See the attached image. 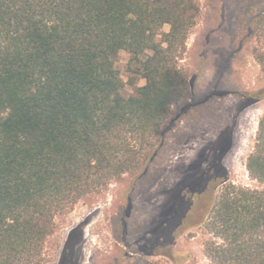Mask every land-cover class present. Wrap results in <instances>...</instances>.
<instances>
[{
    "label": "trees",
    "instance_id": "obj_1",
    "mask_svg": "<svg viewBox=\"0 0 264 264\" xmlns=\"http://www.w3.org/2000/svg\"><path fill=\"white\" fill-rule=\"evenodd\" d=\"M199 14L196 0H0V264H50L57 215L158 157ZM253 23L264 37V7ZM247 168L264 183V115ZM197 224L210 264H264V188L227 183Z\"/></svg>",
    "mask_w": 264,
    "mask_h": 264
},
{
    "label": "rangeland",
    "instance_id": "obj_2",
    "mask_svg": "<svg viewBox=\"0 0 264 264\" xmlns=\"http://www.w3.org/2000/svg\"><path fill=\"white\" fill-rule=\"evenodd\" d=\"M196 1L200 14L179 61L190 88L172 107L158 157L146 170L125 174L57 215L56 231L45 248L50 264H59L69 240L71 264H210L204 250L210 235L196 223L213 199L230 182L264 188L247 168L264 97L252 103L244 97L264 88V65L257 58L264 52V37L253 23L264 0ZM129 57L125 50L117 56L125 81ZM133 92L127 84L125 93ZM220 143L227 147L221 166L229 180L219 179L214 188L194 194L193 204L185 208L181 202L208 175ZM177 210L187 216L180 218L173 236Z\"/></svg>",
    "mask_w": 264,
    "mask_h": 264
},
{
    "label": "flooded vegetation",
    "instance_id": "obj_3",
    "mask_svg": "<svg viewBox=\"0 0 264 264\" xmlns=\"http://www.w3.org/2000/svg\"><path fill=\"white\" fill-rule=\"evenodd\" d=\"M226 150H227V147L224 145V143H220L218 150H217L215 162H213L209 166L208 175L199 178L197 181V185L194 189L192 187L190 188V195L192 196V198H193L194 194L202 195L205 192V190H207L211 185L213 188L215 187V185L219 181V179L222 175L221 173L223 172V169H224L221 166V158H222L223 154L226 152ZM184 201L181 203L183 204ZM192 204H193V200L189 199V204L187 206H190ZM177 212H178V210H177ZM182 216H183V213L176 215V220L174 222V226L171 228V233H173V236H174V232H175L177 226L179 225V220H180V218H182Z\"/></svg>",
    "mask_w": 264,
    "mask_h": 264
}]
</instances>
